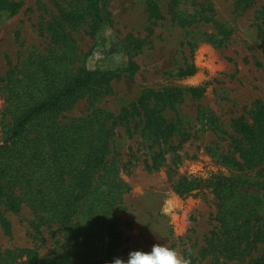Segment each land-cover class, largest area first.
Masks as SVG:
<instances>
[{
  "label": "rangeland",
  "instance_id": "374dc122",
  "mask_svg": "<svg viewBox=\"0 0 264 264\" xmlns=\"http://www.w3.org/2000/svg\"><path fill=\"white\" fill-rule=\"evenodd\" d=\"M14 1L22 3L15 14L0 12V137L5 131L3 121H7L8 86L23 78L36 56L58 49L54 34L60 25L59 10H75L87 3ZM147 1L105 0V25H96L88 17L77 27L66 25L60 41L68 46L72 73L81 67L114 73L110 92L96 105L109 113L117 115L130 108L146 90L205 88L202 97L186 94L164 112L177 127L172 144L185 140L178 161L165 154L158 169H149L147 163L152 164L154 155L165 148L152 143L138 119L129 126H118L113 138L119 160L134 163L122 173L130 189L124 194L126 209L120 215L125 239L121 259H128L124 250L150 251L159 243L187 260L189 254L198 253L216 225L220 204L212 189L178 195L174 186L182 177L240 179L248 184L244 189L264 199V166L239 168L221 163V157L230 155L242 163L234 150V140L242 137L233 128V120L243 118L253 125L256 103L264 104V0H244L241 6L240 0H155L164 16L157 21L149 17ZM199 47L208 49L220 65L211 77L206 78L193 63ZM191 65L195 73L182 76L181 70ZM90 112L87 100L79 99L57 115V120L65 123ZM173 195L182 203L175 219L161 211ZM0 211L12 225V235L7 236L0 224L3 251L38 248L42 255L51 251L56 236L44 229L46 242L40 245L34 240L33 214L26 205L17 212L4 206ZM260 213L264 218V200ZM263 247L259 245L258 252Z\"/></svg>",
  "mask_w": 264,
  "mask_h": 264
},
{
  "label": "trees",
  "instance_id": "16d2710c",
  "mask_svg": "<svg viewBox=\"0 0 264 264\" xmlns=\"http://www.w3.org/2000/svg\"><path fill=\"white\" fill-rule=\"evenodd\" d=\"M243 2L240 0L238 5ZM21 7V2L0 0V12L15 14ZM146 10L151 19H164L155 0L147 1ZM59 17L54 34L58 49L47 56H36L23 78L8 86L7 121H3L5 131L0 137V207L17 212L26 205L33 214L34 240L40 245L46 242L44 229L56 238L45 255L38 248H0V264H111L121 258L125 239L120 215L126 209L124 194L130 189L122 173L134 163L117 157L113 148L116 128L138 119L152 143L165 148L154 155L152 164L147 163L149 169H158L165 154L178 161L185 140L172 144L177 127L164 112L174 108L186 94L200 98L205 91L204 87L146 90L117 115L98 108V100L111 90L114 73L89 67L72 73L68 46L60 39L66 25L77 27L88 17L96 25H105V0H87L75 10L60 9ZM194 73L193 65L181 70L182 76ZM79 99L87 100L89 115L65 123L58 121L57 115ZM253 118V125L243 118L232 123L242 137L234 140V150L242 163L234 155L221 157V163L239 168L264 166L261 102L256 103ZM247 185L246 181L217 175L185 176L175 184L174 191L180 196L212 189L220 204L214 218L216 225L198 253L188 255V264H264V247L258 252L259 245L264 244V218L260 213L264 199L244 189ZM0 224L11 236V222L2 211ZM124 252L128 255L130 251ZM256 252L258 255L253 257Z\"/></svg>",
  "mask_w": 264,
  "mask_h": 264
},
{
  "label": "clouds",
  "instance_id": "9594fccd",
  "mask_svg": "<svg viewBox=\"0 0 264 264\" xmlns=\"http://www.w3.org/2000/svg\"><path fill=\"white\" fill-rule=\"evenodd\" d=\"M206 52L208 49L204 47L197 48L193 63L206 74L207 78L214 75L220 65L215 62L216 58L213 54L208 52V55H205ZM180 208H182L181 198L173 195L165 201L161 211L175 219L177 210ZM111 264H188V261L179 257L174 249L157 243L152 246L150 251L133 250L129 252L126 261L115 258Z\"/></svg>",
  "mask_w": 264,
  "mask_h": 264
}]
</instances>
